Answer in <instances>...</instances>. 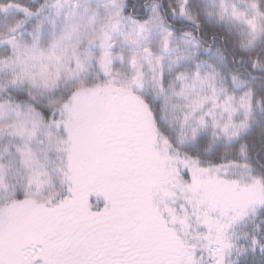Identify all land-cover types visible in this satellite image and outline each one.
Returning a JSON list of instances; mask_svg holds the SVG:
<instances>
[{"label": "snow or ice", "instance_id": "obj_1", "mask_svg": "<svg viewBox=\"0 0 264 264\" xmlns=\"http://www.w3.org/2000/svg\"><path fill=\"white\" fill-rule=\"evenodd\" d=\"M0 264H264V0H0Z\"/></svg>", "mask_w": 264, "mask_h": 264}]
</instances>
